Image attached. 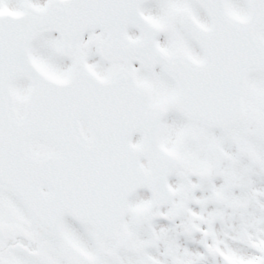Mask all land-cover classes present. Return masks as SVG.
<instances>
[{
    "label": "snow or ice",
    "instance_id": "snow-or-ice-1",
    "mask_svg": "<svg viewBox=\"0 0 264 264\" xmlns=\"http://www.w3.org/2000/svg\"><path fill=\"white\" fill-rule=\"evenodd\" d=\"M0 264H264V0H0Z\"/></svg>",
    "mask_w": 264,
    "mask_h": 264
}]
</instances>
